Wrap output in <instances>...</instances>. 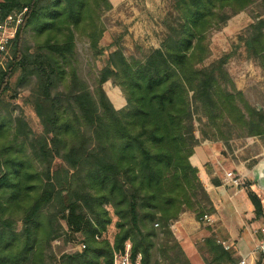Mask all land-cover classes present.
<instances>
[{
	"label": "trees",
	"instance_id": "trees-1",
	"mask_svg": "<svg viewBox=\"0 0 264 264\" xmlns=\"http://www.w3.org/2000/svg\"><path fill=\"white\" fill-rule=\"evenodd\" d=\"M167 2L159 47L136 45L127 56L120 40L100 44L110 0H0L3 15L27 8L13 59L0 68V264H112L127 241L143 264H193L170 224L184 211L199 222L215 211L190 161L197 122L206 118L204 138L257 136L264 145V108L238 89L226 56L206 61L209 34L260 2L240 37L264 69V0ZM78 36L103 56L93 87L79 72ZM16 72L14 91L29 89L39 134L7 109ZM244 186L254 220L264 218L263 195ZM62 237L82 249L56 252ZM221 241L216 232L203 240L206 264H237Z\"/></svg>",
	"mask_w": 264,
	"mask_h": 264
},
{
	"label": "rangeland",
	"instance_id": "rangeland-1",
	"mask_svg": "<svg viewBox=\"0 0 264 264\" xmlns=\"http://www.w3.org/2000/svg\"><path fill=\"white\" fill-rule=\"evenodd\" d=\"M144 1L124 0L121 8L104 13L103 19L106 30L100 41L101 46L106 47L113 40H120L125 47V54L127 56L136 54V45H140L146 49L149 47H159L165 32L164 22L168 3L164 2V0H159L157 9L152 10L150 9V2L145 3ZM132 6L134 9L131 8ZM261 8V3L258 2L248 10L232 16L221 28L211 31L209 34L211 56L206 61L226 56V68L238 89L245 93L246 99L252 105L264 108V69L258 59L250 58L247 55L244 43L240 37L244 35L248 25L254 22L253 16ZM76 41L79 53V72L93 87L95 74H97V71L103 65V56L93 58L89 49V42L86 38L78 36ZM17 75L18 72L14 74L10 82V88L4 95V100L8 104L7 109L13 116L23 115L33 132L39 134L42 132V126L35 113L33 104L28 99L29 89L18 88V93L14 91ZM105 86L112 98H123L122 93L116 85L107 83ZM203 122L205 124L197 122L198 130L196 131V135L200 141L205 139L200 131L202 127L207 128L206 125L208 123L206 124L205 117H203ZM208 133L212 135L210 131ZM207 139L218 140L213 139V137ZM231 139L236 140L233 142L235 147L248 144L245 147V154H248L250 151L259 152L261 144L263 145L261 139L257 136L234 137ZM254 140H258V143ZM63 224H65L64 221ZM19 226H21V222H19ZM113 232L114 226L111 225L107 233L110 239H112ZM77 236L81 238V236ZM53 246L56 252H58V246H61V250L66 252H73L81 250L83 244L78 241L64 243V237H62L59 240H54ZM202 248L203 245L195 246L192 257L193 264H206L205 258H209V255L201 251Z\"/></svg>",
	"mask_w": 264,
	"mask_h": 264
},
{
	"label": "crops",
	"instance_id": "crops-1",
	"mask_svg": "<svg viewBox=\"0 0 264 264\" xmlns=\"http://www.w3.org/2000/svg\"><path fill=\"white\" fill-rule=\"evenodd\" d=\"M110 1L113 4L111 10H116L121 8L124 0ZM144 2H150L152 10H156L159 5V0H145ZM164 2L168 3L167 0ZM131 8L134 9L133 6ZM107 83L112 84L111 81L105 84ZM105 84L104 88L114 106L123 107L126 104L124 96L123 98H112ZM117 88L121 92L118 86ZM235 141L230 139L224 143L219 139L205 138L194 147V153L190 156V161L198 168V176L215 207V211L210 214L209 223L199 222L193 211H184L178 219L171 223V229L191 260L195 246L202 245L201 242L211 232H216L221 240L232 248L236 256L249 255L252 260H255L252 255L255 246V231L262 218L254 220V211L247 196L246 187L234 186L225 177L224 170L234 171L248 183L251 189L259 191L264 197V188H260L257 184V178L264 166V146L261 144L259 152L250 151L245 154V147L248 144L235 147L233 144ZM254 141L258 143V140Z\"/></svg>",
	"mask_w": 264,
	"mask_h": 264
},
{
	"label": "built area",
	"instance_id": "built-area-1",
	"mask_svg": "<svg viewBox=\"0 0 264 264\" xmlns=\"http://www.w3.org/2000/svg\"><path fill=\"white\" fill-rule=\"evenodd\" d=\"M26 9L27 8H24L21 11L3 15L2 8L0 7V68L5 69L7 63L13 59L12 47L14 39L16 38L20 26L24 21ZM224 174L234 186L238 188L244 186L245 181L242 177L235 174L234 171L224 170ZM201 221L202 223H209L211 221V215L205 214ZM255 233V246L252 251V255L255 257V260H252V257L249 255H244L240 256L237 264H264V218H262V221L259 223V227ZM221 242L226 248H229L224 241ZM112 264L143 263L140 254H138L135 258L133 257L131 242L127 241L123 251L114 252Z\"/></svg>",
	"mask_w": 264,
	"mask_h": 264
},
{
	"label": "water",
	"instance_id": "water-1",
	"mask_svg": "<svg viewBox=\"0 0 264 264\" xmlns=\"http://www.w3.org/2000/svg\"><path fill=\"white\" fill-rule=\"evenodd\" d=\"M257 184L260 188H264V166L260 171V175L257 178Z\"/></svg>",
	"mask_w": 264,
	"mask_h": 264
}]
</instances>
